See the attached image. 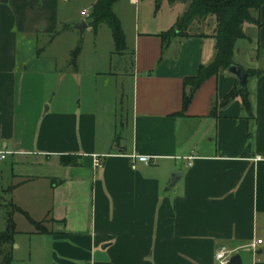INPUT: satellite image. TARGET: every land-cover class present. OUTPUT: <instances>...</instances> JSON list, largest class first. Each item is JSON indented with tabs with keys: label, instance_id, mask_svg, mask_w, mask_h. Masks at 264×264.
Segmentation results:
<instances>
[{
	"label": "crops",
	"instance_id": "1",
	"mask_svg": "<svg viewBox=\"0 0 264 264\" xmlns=\"http://www.w3.org/2000/svg\"><path fill=\"white\" fill-rule=\"evenodd\" d=\"M96 1L87 11L79 0L0 2V199L7 194L45 219L51 264H218L222 245L243 264H264V5L255 13L262 25L252 23L253 36L244 24L233 57L262 71L251 90L247 81L251 114L241 97L221 105L239 84L228 70L206 80L183 110L185 78L216 54L212 16L163 43L161 33L189 3L163 0L159 12L167 4L172 16L137 22L132 38L114 6L134 46L124 122L116 94L106 97L108 89L84 82L78 66L51 51L63 26L73 32ZM141 3L129 0L137 21ZM63 155L75 159L66 164ZM260 239L256 253L247 248Z\"/></svg>",
	"mask_w": 264,
	"mask_h": 264
},
{
	"label": "rangeland",
	"instance_id": "2",
	"mask_svg": "<svg viewBox=\"0 0 264 264\" xmlns=\"http://www.w3.org/2000/svg\"><path fill=\"white\" fill-rule=\"evenodd\" d=\"M79 1H81L80 3L85 11L89 10L94 2V0ZM141 1L139 21L135 17L136 7L129 4V0H118L116 5H114L117 12L124 19L130 38L134 34L137 22H139L140 28H142L143 24L152 21L156 14H160L159 19L163 17L167 20V18L172 16L171 13H174V8L172 10L167 4L162 6V11L159 12L161 5L157 8L156 0ZM167 1L174 3L169 0ZM71 8L72 6H69L68 14ZM212 17L216 20L215 16ZM84 21L89 25L91 24L89 17H86ZM215 22L217 27V20ZM250 24L251 28L247 26L249 24L246 25V31L255 36L257 27L253 26L252 23ZM62 30L61 36L58 37V41L53 45L51 51L56 53L61 63L64 64V62L68 61L69 65L73 67L78 66L84 75V82H94L101 90L108 89L109 92H104L106 97L114 98L113 94H116L120 119L125 122L132 110L133 82L130 73L133 71L134 65L133 41L131 39L129 42L127 41L126 52L120 53L117 51L112 30L106 23H101L97 30L93 27L86 28L83 34L76 27L73 32L64 26ZM77 48H80V51L77 54L76 63H73L74 52ZM48 53H50V50H48ZM92 76L95 79L97 77V80L91 79ZM252 81L251 77L248 83L249 90L252 89ZM11 210V201L7 194H3V197L0 199V230H4L7 227V217ZM15 217H18V219H14L17 232L13 252L14 264H51L53 240L48 236H44L43 233H39L36 225L25 215L17 212L15 213ZM34 220L42 222L43 228L47 229L45 219ZM16 245L19 246L15 248Z\"/></svg>",
	"mask_w": 264,
	"mask_h": 264
},
{
	"label": "trees",
	"instance_id": "3",
	"mask_svg": "<svg viewBox=\"0 0 264 264\" xmlns=\"http://www.w3.org/2000/svg\"><path fill=\"white\" fill-rule=\"evenodd\" d=\"M118 0H97L93 5L89 15L91 24L95 30L101 23H106L112 30L113 38L117 51L124 53L127 50V41L119 16L114 11V5ZM163 0H156L157 8L160 7ZM170 2L183 1L189 3L186 12L178 19L175 26L168 31L161 33L163 43H167L175 36H187L188 29L197 19H203L207 16H215L217 27L214 33L216 39V54L214 60L205 65L201 64L196 75L186 77L185 86H190L191 91L185 92L184 109L186 110L193 99L195 92L209 78L218 75L221 71L228 70L229 66L234 63L235 44L239 39L245 38V23H255L261 26V21L256 16V12L264 5V0H169ZM80 48L74 52L73 63H76L77 54ZM249 77L258 76L262 71L256 69L246 70ZM237 97H241L245 110L251 114V101L247 85L239 88L235 85L221 101V105L230 103ZM217 106L213 107L212 115H216ZM62 162L70 164L75 157L73 155H63ZM11 212L8 213L7 227L0 230V264H14V244L16 236V224L13 215L17 212L25 215L34 225L39 233H47L48 230L43 228L42 222L35 221L21 207L11 203Z\"/></svg>",
	"mask_w": 264,
	"mask_h": 264
},
{
	"label": "built area",
	"instance_id": "4",
	"mask_svg": "<svg viewBox=\"0 0 264 264\" xmlns=\"http://www.w3.org/2000/svg\"><path fill=\"white\" fill-rule=\"evenodd\" d=\"M2 0H0L1 2ZM1 158H5V153H2ZM133 158L138 161H140L141 163L145 164V165H152L155 163V158L149 155H133ZM191 164V163H190ZM95 166L96 167H102L103 163H102V159L101 157H99L98 155H95ZM136 167V162L133 161V168ZM262 240H258L257 242H254L250 245H248V249L252 250L254 253H256V249H257V245L261 244ZM235 250L228 248L227 246L222 245L217 253H216V261L218 264H227L228 261L230 260V258L235 255Z\"/></svg>",
	"mask_w": 264,
	"mask_h": 264
},
{
	"label": "water",
	"instance_id": "5",
	"mask_svg": "<svg viewBox=\"0 0 264 264\" xmlns=\"http://www.w3.org/2000/svg\"><path fill=\"white\" fill-rule=\"evenodd\" d=\"M2 1L5 2L7 0H2ZM87 26H88L87 22L83 21L82 23L77 25V28L79 29L80 33L83 34V32L87 28ZM228 71H230L231 73H233L234 75H236L238 77L239 88H244L247 85L249 74L247 73V71L245 69H243L242 67H240L239 65H237L235 63H232L229 66ZM181 175H182L181 172L174 173L172 175L170 185L175 184ZM227 264H243L241 255H239V254L233 255Z\"/></svg>",
	"mask_w": 264,
	"mask_h": 264
}]
</instances>
